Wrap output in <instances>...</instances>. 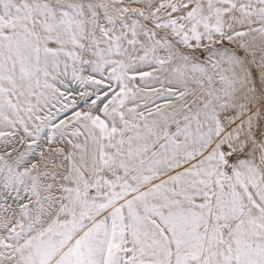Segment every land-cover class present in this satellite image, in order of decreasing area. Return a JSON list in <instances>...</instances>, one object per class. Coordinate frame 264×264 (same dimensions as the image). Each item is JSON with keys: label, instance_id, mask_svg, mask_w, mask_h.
Returning <instances> with one entry per match:
<instances>
[{"label": "snow or ice", "instance_id": "obj_1", "mask_svg": "<svg viewBox=\"0 0 264 264\" xmlns=\"http://www.w3.org/2000/svg\"><path fill=\"white\" fill-rule=\"evenodd\" d=\"M0 264H264V0H0Z\"/></svg>", "mask_w": 264, "mask_h": 264}]
</instances>
